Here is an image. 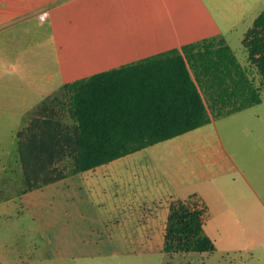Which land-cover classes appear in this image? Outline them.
I'll use <instances>...</instances> for the list:
<instances>
[{"label":"rangeland","instance_id":"rangeland-1","mask_svg":"<svg viewBox=\"0 0 264 264\" xmlns=\"http://www.w3.org/2000/svg\"><path fill=\"white\" fill-rule=\"evenodd\" d=\"M74 1L70 20L64 0L29 15V26L43 22L38 32L27 30L29 39L0 30V264H264V95L253 107L24 192L16 135L44 101L62 94L67 76L87 77L165 48L136 50L117 11L106 12L111 28L93 19L104 6ZM171 1L180 11L210 12L201 36L223 35L258 77L242 40L264 0ZM35 36L37 46L27 50ZM197 199L207 206L215 251L166 253L170 205Z\"/></svg>","mask_w":264,"mask_h":264},{"label":"trees","instance_id":"trees-1","mask_svg":"<svg viewBox=\"0 0 264 264\" xmlns=\"http://www.w3.org/2000/svg\"><path fill=\"white\" fill-rule=\"evenodd\" d=\"M242 44L257 78L243 66L225 37L216 36L64 84L62 94L44 101L16 135L15 150L27 183L24 192L260 104L264 12L246 31ZM189 200L170 205L166 253L216 249L205 229L207 206L198 199Z\"/></svg>","mask_w":264,"mask_h":264},{"label":"crops","instance_id":"crops-1","mask_svg":"<svg viewBox=\"0 0 264 264\" xmlns=\"http://www.w3.org/2000/svg\"><path fill=\"white\" fill-rule=\"evenodd\" d=\"M59 1L60 0H0V30L10 29L6 32H10L12 34L14 33L15 36L20 35V37L23 40L29 39L27 30L30 31L35 30L36 32H38L37 28L39 26H42L41 23L43 22L39 20L38 22L39 26H38L36 19H34V21H30V22H35V23L34 24L32 23L29 26L27 24V22H29L27 21L28 16L32 14L34 15L38 14V12H42L44 8H48L49 6L58 3ZM64 1L70 20L71 19L70 15L72 14L75 1L74 0H64ZM91 2L95 4H99L101 7L102 6L105 7V8L103 7V11L99 10V13L101 14L102 17H99L98 15H94L93 17L94 20L103 19L105 20L106 23H109L111 28L112 27L116 28V25H114L113 21L107 19L108 16L106 12L108 10L117 11L122 19L121 24L124 27L123 31L125 33L123 36L127 37L126 33L129 34L132 37L130 39L133 47H135L136 50L138 47H142V49L144 51H147V53H148V49L152 48L153 46H157V48L165 47L163 48V50L156 53L159 54L171 50L173 48H178L186 44L201 41L206 38L221 36V35H212L209 37L201 36L200 33L203 31L204 21H207L208 18L212 17L211 13L209 12L208 14V12L203 8H196V7L184 8L182 9V11H180L178 7V3H175L176 6H174V3H172L171 0H115V3L112 0H93V1L87 0L86 2L87 9L88 8L90 9L89 5L91 4ZM56 8H58V6ZM56 11L57 9H55V12ZM59 19L60 18L55 19L51 21V23L54 24L55 21ZM128 20H130L129 22L130 24L127 25L125 24V22ZM181 20L186 21V23L180 24ZM37 38L38 37L35 36L36 41L34 43L30 42L27 45V50L28 47L32 48L37 46ZM30 39L33 40V37H30ZM22 52H24V50ZM149 56H145L140 59ZM125 64H121L120 66ZM110 69L112 68L106 70H110ZM106 70H100L99 72ZM76 76L78 75L71 73L69 76H67L71 80L66 81L64 84L68 82H72L77 79H81L80 76H79L80 78L75 79ZM67 179L68 178L64 180ZM251 202H253V199L251 200Z\"/></svg>","mask_w":264,"mask_h":264}]
</instances>
